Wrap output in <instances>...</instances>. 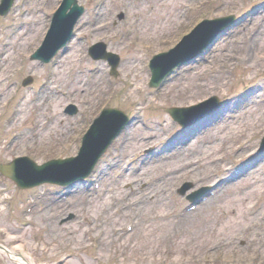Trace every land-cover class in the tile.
I'll return each instance as SVG.
<instances>
[{
  "label": "rangeland",
  "instance_id": "374dc122",
  "mask_svg": "<svg viewBox=\"0 0 264 264\" xmlns=\"http://www.w3.org/2000/svg\"><path fill=\"white\" fill-rule=\"evenodd\" d=\"M77 1L84 12L75 36L47 63L30 56L58 0H12L0 15V165L20 156L70 165L103 109L133 119L70 189L19 188L0 174V245L33 264H264V212L247 210L264 197V0ZM228 15L232 27L206 53L149 86L153 55L198 21ZM95 41L119 55L115 76L87 55ZM211 97L223 115L217 124L199 128L211 110L185 126L170 115ZM199 151V169L172 163ZM249 157L258 164L245 165ZM206 187L210 194L187 208V196ZM0 264L17 263L0 248Z\"/></svg>",
  "mask_w": 264,
  "mask_h": 264
},
{
  "label": "bare ground",
  "instance_id": "6f19581e",
  "mask_svg": "<svg viewBox=\"0 0 264 264\" xmlns=\"http://www.w3.org/2000/svg\"><path fill=\"white\" fill-rule=\"evenodd\" d=\"M58 2H60V0H58ZM58 14H59V12H58ZM58 14H57V16H56V18H58ZM57 52V51H56ZM55 52V53H56ZM41 53L43 54V51L41 50ZM62 51L60 50L59 51V55H62ZM103 53L102 52H98V53H96V54H94L93 56H95V57H97L98 58V61H100L101 60V58L103 57ZM3 56V55H2ZM93 56H92V59H93ZM116 56H117V58L119 57V55L118 54H116ZM108 67H110L109 65H107ZM111 68V67H110ZM0 69H3V66H1L0 67ZM2 82V81H1ZM206 82H204V81H202V82H198L197 84H196V86H198V88H199V90L197 89V90H194V92L192 93V94H190L191 96H194V95H196V94H199L200 92H202V90H203V88L205 87L203 84H205ZM1 84V83H0ZM201 84V85H200ZM43 88H45V90H48V88H49V86L48 85H43ZM209 100H211V99H209ZM0 103H1V101H0ZM209 104L210 105H208L207 107H213V108H211L210 110L212 111V114H211V118H208V117H201V116H203V115H199L202 119H200L199 121L200 122H202L200 125H199V128H201V129H204V127L205 126H211V124L212 123H214V124H217L218 122H219V120H221V118H222V116H221V114L222 113H219L221 110H220V108L219 109H216L215 110V108H216V104H215V101H210L209 102ZM106 113L107 112H104V111H101L100 113H99V115H97V116H95L93 119H92V121H96V125H95V127H91L90 128V130H89V132L91 133V134H93V132H95V133H98L99 131L100 132H102V129H108V124H107V122H105L104 121V118L106 117ZM195 113H196V111H193V112H191L190 114H194L195 115ZM11 114L13 115V120H15V118H16V116H17V114H15L14 113V111H13V109H12V112H11ZM180 118H182L183 120H182V123H183V126H185V125H190V124H192L193 122H189V120H191V117H184V114L182 113L181 114V116H180ZM136 123H133L132 125H131V127L132 126H134ZM202 124H204V125H202ZM120 125V122H115V123H112L111 124V126L112 127H116L117 129H118V126ZM203 126V127H202ZM216 126V125H215ZM123 130V129H122ZM134 130V131H133ZM120 131H121V129L119 130V131H117V134L118 133H120ZM132 131H133V137H135L139 132H140V129H138V127L137 128H135L134 129V127L132 128ZM141 133V132H140ZM198 132L196 131V130H191L190 131V133H188V137H185V139H181V140H179V142H178V144L179 143H184L185 141V144H183V146H186L190 141H191V137L192 136H194V135H196ZM116 134V135H117ZM87 136H88V134H86V137L85 138H87ZM182 138V137H181ZM261 148H262V150L264 149V135L261 137ZM181 146H182V144H180ZM166 147H172L173 148V143H170L169 145H165V148ZM179 148H181V147H179ZM165 150H167V149H165ZM182 151V150H181ZM202 152L203 151H199V153L198 154H196V155H193L192 157H190V158H186L185 160H182L181 159V157H183L184 155H185V153L186 152H183L181 155H179V157H178V159H176L175 161H173L172 163H176V162H179L180 164H179V166H184V165H187V166H194V164L196 163V165L194 166L195 168H198L199 166L197 165L199 162L198 161H200L201 160V154H202ZM149 153H151V152H149ZM162 153H168L167 151H162ZM262 158V157H261ZM247 160L248 161H246L245 162V165H248L249 164V166H253L254 164V162L256 163V164H258V159H255L254 157H249V158H247ZM56 161H58V162H60V163H64V162H67L68 160H65V159H51V160H49V162H46V163H42V164H36L37 166H44V165H46V164H55L54 162H56ZM75 162V161H74ZM74 162L71 164V166H73V168H75L74 167ZM21 163V161H19L18 162V164H20ZM172 163L170 164V165H172ZM91 164V163H90ZM92 166V165H91ZM173 166V165H172ZM27 167L30 169V170H32L34 167L32 166V165H27ZM39 168V167H38ZM181 168V167H180ZM7 171H12V172H14V166H12V167H10L9 165H8V167L7 168H5ZM199 169V168H198ZM58 170H60V173H58V176L56 175V172L58 171ZM80 172H83V173H85L86 172V170H85V168L83 167V168H81V169H78ZM77 169H75V170H73V172H71L72 171V168L70 167V166H68V165H63L62 166V168L60 169V167L59 166H56V167H52V168H50V169H44V174H43V178L46 180L45 182H47V183H52V184H59V185H65V186H67L68 188L67 189H70V188H72V187H74V184L76 183V181L74 180V178H73V176H74V174L78 171ZM0 174L2 175V176H4V177H10L9 175H8V173L6 172V171H2L1 169H0ZM65 175H67V177L64 179V176ZM55 178H57V181H53V179H55ZM16 182H17V184H19V182L16 180V178H13ZM82 179H84V177H82ZM77 180H79V179H77ZM44 183V182H43ZM189 184H187V186H188ZM34 186H36V185H34ZM157 186H158V188H162V186H163V184H157ZM25 187L26 188H30V186L29 185H25ZM89 190H87V185H85V191L84 192H88ZM179 191H180V193L181 194H183L184 193V189H182V188H180L179 189ZM262 191H264V190H262ZM261 191V192H262ZM241 196H248V194H247V192H245V193H242V194H240V196H238V198H241ZM261 199L262 200H259V202H257V203H255L254 205H253V207L251 206V203H252V201H250L249 202V206L247 205V207L249 208V209H247L248 211L250 210V211H256L257 210V207L261 210V211H263L264 212V202H263V199H264V197H263V195H262V197H261ZM253 200V199H252ZM258 205V206H257ZM187 208H189L190 209V207L188 206ZM255 208V209H254ZM186 211H188V210H186ZM190 213V212H189ZM253 214H255V213H253ZM261 214V213H260ZM262 215V214H261ZM264 216V215H263ZM249 223L247 222V224H244L243 225V228H245V229H250V227H249ZM251 226V225H250ZM214 230V229H213ZM214 233H215V235H217L218 236V239H222V237H225L224 235L226 234V231H222V230H219V231H215L214 230ZM210 237L213 239V241H214V239H216L215 237H213V235H210ZM216 241V240H215ZM214 241V242H215ZM223 241V240H222ZM222 241H219V242H221L220 244L221 245H218V246H221V247H223L225 244V242H222ZM0 248H2V250L4 251V253L6 252V255L12 260V261H14L15 263H17V264H33V263H31V262H29V261H27L26 260V258H25V256L24 255H22L21 253H17V252H14V251H10V250H8L7 248H5V247H3L2 245H0ZM5 248V249H4ZM209 249H211L210 247H209Z\"/></svg>",
  "mask_w": 264,
  "mask_h": 264
},
{
  "label": "water",
  "instance_id": "95a60500",
  "mask_svg": "<svg viewBox=\"0 0 264 264\" xmlns=\"http://www.w3.org/2000/svg\"><path fill=\"white\" fill-rule=\"evenodd\" d=\"M95 52H96V53H98V52H102V53L104 54L103 57H104V58H107V59L110 61L111 65H112V68H114L115 65L117 64L118 58H117L116 55L111 54V53L103 52L102 49H101L100 47H97V46H95ZM175 111H177L176 108H174V109L171 111V114H172V112H175ZM19 161H21V163H20V164H16V165H15V168L21 166V165L24 164L27 160H26L25 158H19ZM8 165H9L10 167L14 166V162L11 163V164H8ZM8 165H0V169H1L2 171H6V172L8 173V175L10 176V178H15V172L7 171V170L5 169V168L8 167Z\"/></svg>",
  "mask_w": 264,
  "mask_h": 264
}]
</instances>
